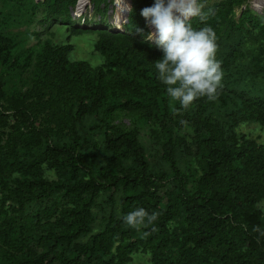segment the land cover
<instances>
[{"label":"trees","instance_id":"obj_1","mask_svg":"<svg viewBox=\"0 0 264 264\" xmlns=\"http://www.w3.org/2000/svg\"><path fill=\"white\" fill-rule=\"evenodd\" d=\"M77 1L31 4L30 15L39 12L40 24L54 22L68 33L60 43L38 42L32 85L22 97L8 95L0 78V264H126L140 249L150 252L151 264H264V235L252 230L264 231L258 208L264 199V141L231 143L205 114L218 101L233 108L226 116L240 114L264 125V95L250 93L259 78L264 86V35L253 36L233 20L246 0L205 3L206 19L192 17L189 23L211 29L220 72L240 70L231 64L237 59L248 68L251 85L244 87L235 73L211 97L198 94L186 107L158 78L155 61L163 53L147 40L150 29L140 15L155 0H131L122 30L96 29L94 46L103 63L95 67L85 59L70 60V40L93 30L84 26L95 17L105 25L112 0H90V19L83 14L74 19ZM246 13L241 17L248 18ZM252 14L264 31V9ZM244 41H250L243 49L248 59L238 55ZM14 44L0 35L1 48ZM119 112L133 123L158 121L165 134L159 172L136 129L116 122ZM89 117L102 131L100 160L75 128ZM183 124L193 127L194 154L201 162L193 189L178 164L184 137L177 129ZM46 161L58 178H44ZM16 171L27 178L9 187L5 179ZM104 192L107 220L91 233L92 209ZM31 203L35 208L29 210ZM138 208L160 216L148 228L127 226L120 217ZM41 223L47 228L32 231ZM85 235L90 237L83 241Z\"/></svg>","mask_w":264,"mask_h":264},{"label":"rangeland","instance_id":"obj_2","mask_svg":"<svg viewBox=\"0 0 264 264\" xmlns=\"http://www.w3.org/2000/svg\"><path fill=\"white\" fill-rule=\"evenodd\" d=\"M38 1L41 0H0V35L11 37L16 41V44L10 48L0 47V78L4 81L6 92L13 98L22 97L24 93L28 92L32 85L35 57L38 53V42L47 39L53 44L60 43L68 33L62 25L54 22H49L45 25L40 24L38 22L40 17L39 12L35 15H30L29 6ZM214 1L218 0H205L198 3L211 4ZM128 2L130 5V0H128ZM254 4L256 6H254ZM263 7L264 0H246L245 4L235 10L233 16L235 24L239 25L243 22L246 31L250 28L253 36L256 35L259 38L262 37L264 35L262 26L256 24L257 21H254L251 17L253 16V12L261 13L264 9ZM91 8L92 6L88 4L84 11L75 12L74 7L72 9V15L74 19H77L80 15L82 16V14L90 19L92 13ZM248 9L252 10L251 13ZM242 11L247 12L245 16L248 18L241 17ZM118 14H120V9L117 8L116 0H112L108 6L106 18L107 23L105 25L99 24V17H95L93 20L94 22L89 20L84 26L93 30L72 36L70 42L73 44V49L69 54L70 60L85 59L93 67L99 66L101 64L100 59L102 56L94 46L95 42L98 40V32L96 29L106 27L108 30H122V25L126 20L120 19L117 21ZM81 23L82 19L80 25H82ZM149 29L150 32H152L150 26ZM249 45L250 41H244L238 55H242L244 59H248L247 50L243 49L249 47ZM255 45L256 44H254V46ZM231 64L240 65L239 67L241 69H237L235 73L244 78L243 86L246 87L251 85L249 78L252 77H250L249 72H244L248 71V68L244 67L237 59L232 60ZM235 73L233 71H222L221 80L217 86L221 87L223 85V78L227 80L233 79ZM259 80L260 78L257 80L258 84H254L252 87L250 91L251 95L256 92L260 95H264V86ZM232 110V107H223L218 101H214L213 106H211L205 114L207 118L211 120L210 123L215 130H217L218 133L222 130L224 137L231 143L243 140H254L257 142L264 141V125L252 119L242 118L240 114L226 116V114ZM116 122L126 129H136L137 139L143 146L146 157L151 163L155 164L154 169L159 172V162H161L160 155L162 152L161 145L165 140V134L158 121L155 119H141L136 123H133L128 114L119 112L116 116ZM75 128L83 139H89L92 142L94 153L97 155L98 160H100L102 158V131L97 126L94 117L87 118L82 124H77ZM177 131L184 137V144L178 154V164L187 176L189 187L193 189L194 183L201 173V162L194 154L195 143L193 127L183 124L177 129ZM204 131L207 134L209 133L206 129H204ZM63 140H66V137H64ZM38 149L39 148L37 147L34 150L38 151ZM44 165H46V167H44ZM42 174L44 175V178L48 180H53L59 177V172L48 161L44 162L42 165ZM24 178H27V175L16 171L8 176L5 181L9 187H13L19 180ZM0 191H2L1 185ZM107 197L106 192L102 193L93 206L91 233L102 230L106 223L110 210L109 206L105 203ZM32 208H35V204L33 203L28 206L29 210ZM258 208L262 213L264 221V211H262V209H264V199L259 201ZM46 228L47 225L41 223L40 226L32 229V231H41ZM89 237V235H85L82 240L84 241ZM150 257V252L148 250L140 249L138 252L131 254V258L126 264H151Z\"/></svg>","mask_w":264,"mask_h":264},{"label":"clouds","instance_id":"obj_3","mask_svg":"<svg viewBox=\"0 0 264 264\" xmlns=\"http://www.w3.org/2000/svg\"><path fill=\"white\" fill-rule=\"evenodd\" d=\"M116 3L121 19L127 20L124 14L132 12L131 6L126 0H116ZM202 9L203 4L198 0H155L152 6L140 11L146 25L155 29L147 34V40L163 53L162 58L155 61L158 78L170 86L167 92L180 99L182 107L190 105L198 94L211 97L221 80L220 64L214 60L216 44L211 29L196 30L189 23L192 17L206 19ZM100 63H103L102 58ZM159 216V212L149 214L144 208H138L120 219L129 227L148 228ZM156 230L155 226L151 228L152 232ZM252 230L264 235L258 226Z\"/></svg>","mask_w":264,"mask_h":264},{"label":"bare ground","instance_id":"obj_4","mask_svg":"<svg viewBox=\"0 0 264 264\" xmlns=\"http://www.w3.org/2000/svg\"><path fill=\"white\" fill-rule=\"evenodd\" d=\"M89 1H90V0H78V1H77V4H76V6H75V12H82V11H84L85 8L87 7V5L89 4ZM126 3H127V4L129 3L128 0H126ZM254 6H256V5L254 4ZM117 8L120 9L118 6H117ZM125 14H126V13H125ZM125 14H124V15H125ZM120 19H121V16H120V14H118V15H117V21L120 20ZM151 30H152V32L155 31V29L152 28V27H151Z\"/></svg>","mask_w":264,"mask_h":264},{"label":"water","instance_id":"obj_5","mask_svg":"<svg viewBox=\"0 0 264 264\" xmlns=\"http://www.w3.org/2000/svg\"><path fill=\"white\" fill-rule=\"evenodd\" d=\"M130 5H131V0H130ZM75 6H76V5H75ZM127 14H128V13L126 12L125 16H127Z\"/></svg>","mask_w":264,"mask_h":264}]
</instances>
